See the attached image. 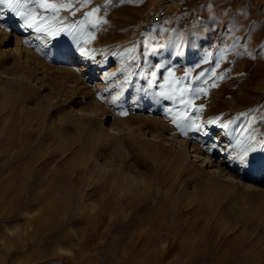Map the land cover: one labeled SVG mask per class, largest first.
Returning <instances> with one entry per match:
<instances>
[{"label":"rangeland","instance_id":"374dc122","mask_svg":"<svg viewBox=\"0 0 264 264\" xmlns=\"http://www.w3.org/2000/svg\"><path fill=\"white\" fill-rule=\"evenodd\" d=\"M47 2L56 10L39 14L68 13L71 25L36 17L37 25H52L67 46L97 41L99 33L95 66L86 58L76 65L90 84L103 85L102 73L119 57L126 75L145 85L157 108H128L129 124L160 128L165 120L181 132L175 119L192 125L185 127L190 137L200 129L206 139L217 138L223 149L211 151L213 157L230 165V152L222 150L248 147L243 173L264 169V0ZM157 4L172 8L147 22ZM56 60L73 65L68 57ZM186 85L203 89L185 94L190 103L160 95ZM47 108L34 119L19 109L13 143L0 154V264H264V193L214 177L206 164L178 166L168 148L126 140L129 153L116 147L94 153L46 121ZM43 127L41 143L33 145ZM77 130L93 136L90 127ZM21 143L26 149L18 151ZM255 183L263 188L264 170Z\"/></svg>","mask_w":264,"mask_h":264},{"label":"bare ground","instance_id":"6f19581e","mask_svg":"<svg viewBox=\"0 0 264 264\" xmlns=\"http://www.w3.org/2000/svg\"><path fill=\"white\" fill-rule=\"evenodd\" d=\"M24 3H27L28 8L33 7L29 0H24ZM0 6V103L2 105L0 154L6 145L13 143L11 134L17 128L13 124L15 113L19 109L24 110L34 119L44 110L45 106H48L45 120L65 127L66 137L78 142L84 149L99 153V151L104 152V147H116L120 151L129 153L126 140L136 141L150 149L168 148L172 151L173 159L178 166L204 169L206 164L207 172L212 176H221L233 183L241 182L251 190L264 193V186L256 189L255 183L264 169L257 168L252 174L243 173L247 162L237 159L239 152L237 154L235 146L234 151L226 147L222 152H230L227 154L229 158L241 167L238 172V174L242 173L240 176L234 170L235 164L229 165L223 162L221 157H213L211 151L223 149V146L219 147V140L215 137L206 139L200 129H198L200 133H196L197 138H193L188 136V133L185 135L175 131L173 125L166 123L165 120L160 128H145L129 124L124 117L128 108L136 107L138 104L153 108L157 106L152 105L155 103L154 99L148 98L144 93L145 85L143 86L139 79L133 82L131 75H126L129 70L124 65L125 60L121 61L119 57L113 69L102 73L103 85L90 84V81L82 76V70L77 69L76 65L79 60L86 58L91 62L90 68L95 66L98 53L96 47L100 40L99 33L96 36L97 41H85L84 38L75 39L77 46L73 49L57 39L58 36L54 34L52 25L47 24L45 28H42L53 34L37 33L35 27L29 28L25 25L24 19L15 18V13L11 9L7 7L4 10V7ZM167 7L168 10L172 8L171 4ZM39 13L37 17L46 22L55 18L62 28L71 25L68 18L71 19L72 16L68 15L71 16L68 17V13L59 12L56 15ZM9 18L11 19L8 20ZM18 32L28 35L30 40H22ZM24 38L27 37L24 36ZM33 41H36V44L33 45ZM59 57L61 59L70 58L73 65L59 64L56 60ZM103 62L105 63L102 61L100 65L104 64ZM86 67L89 69L87 64L82 65V68ZM18 91L22 98H17ZM61 107L65 110L64 117L59 116ZM53 113L59 116L56 120L58 123L52 117ZM82 125L92 129V137L83 136L78 132L77 126ZM45 131V127L39 129V138L33 140V145L41 143ZM224 132L220 131L216 136L223 138L226 134ZM18 149V151L25 150L26 143H21ZM243 176L246 180L242 181Z\"/></svg>","mask_w":264,"mask_h":264},{"label":"snow or ice","instance_id":"6c2138e0","mask_svg":"<svg viewBox=\"0 0 264 264\" xmlns=\"http://www.w3.org/2000/svg\"><path fill=\"white\" fill-rule=\"evenodd\" d=\"M29 2L33 5V7L28 8L27 3H21L20 0H0V5H6L9 9H11L12 12H14L16 15L20 16L22 19H24L25 25L29 28L35 27V30L37 33L45 32L46 34H53L52 32L43 29L37 25L36 17L38 15L37 9H44L45 11L48 9L56 10L55 4H49L47 0H29ZM21 9H24L23 11ZM152 75H155L153 72ZM173 75V73L169 72V76ZM223 77H221L222 79ZM176 83H179L177 81ZM147 91V90H145ZM203 91V89L199 88H193L191 85H186L184 87L180 88H170L167 92H161V96H167L169 99L176 100L179 104H185L190 103V101H185L184 96L185 94H191L193 92H200ZM171 93V95H170ZM126 114V113H125ZM183 121H187L188 117H182ZM173 123L176 125L178 129L183 134H187L185 131V127H190L192 125H188L185 123V126H182L181 123H177V121L174 119ZM195 127H199V125H195ZM227 127V125H225ZM261 147H264V145H261ZM249 151L248 147H242L241 152L239 153V158L243 162L245 157L247 156Z\"/></svg>","mask_w":264,"mask_h":264},{"label":"built area","instance_id":"2783aa9c","mask_svg":"<svg viewBox=\"0 0 264 264\" xmlns=\"http://www.w3.org/2000/svg\"><path fill=\"white\" fill-rule=\"evenodd\" d=\"M168 12V7L165 4H157L156 6H154L148 16L146 21H150V22H156L159 21L166 13Z\"/></svg>","mask_w":264,"mask_h":264}]
</instances>
